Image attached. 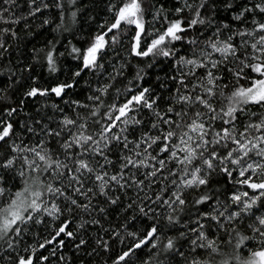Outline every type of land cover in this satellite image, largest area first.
<instances>
[{
	"label": "snow or ice",
	"instance_id": "obj_1",
	"mask_svg": "<svg viewBox=\"0 0 264 264\" xmlns=\"http://www.w3.org/2000/svg\"><path fill=\"white\" fill-rule=\"evenodd\" d=\"M0 264H264V0H0Z\"/></svg>",
	"mask_w": 264,
	"mask_h": 264
}]
</instances>
